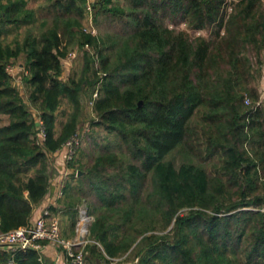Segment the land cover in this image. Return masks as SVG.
Masks as SVG:
<instances>
[{
	"label": "trees",
	"instance_id": "16d2710c",
	"mask_svg": "<svg viewBox=\"0 0 264 264\" xmlns=\"http://www.w3.org/2000/svg\"><path fill=\"white\" fill-rule=\"evenodd\" d=\"M45 1L51 25L19 38L35 11L27 0H0V117L7 118L0 124V232L31 222L53 175L48 155L76 131L91 102L94 123L116 133L134 162L105 151L78 177L88 178L96 200L85 264H109L104 254H126L131 264H264V96L258 101L245 54L249 45L258 54L264 49L261 0H236L229 13L227 0H131L142 10L113 56L81 30L86 0ZM111 1L93 7L122 14ZM166 8L193 28L213 26L209 38L162 26L159 13ZM74 40L94 52L84 53L78 79L63 80L62 58ZM19 57L28 101L43 124L41 143L7 71ZM63 98L71 110L57 133ZM170 154L179 161L167 159ZM77 192L91 195L67 184L61 200L73 234ZM10 257L40 264L34 250L0 251V264Z\"/></svg>",
	"mask_w": 264,
	"mask_h": 264
},
{
	"label": "rangeland",
	"instance_id": "374dc122",
	"mask_svg": "<svg viewBox=\"0 0 264 264\" xmlns=\"http://www.w3.org/2000/svg\"><path fill=\"white\" fill-rule=\"evenodd\" d=\"M5 1V0H3ZM95 2H99V0H94ZM237 2L236 0H227V7H226V13L230 12V7L233 6ZM49 3L45 0H27V7L31 8L35 11V22L27 27H21L20 30H18L17 34L19 38H22L24 34H26L27 30L30 28L32 30L33 34H38L40 30H44L46 27L51 25V18L53 16V11L50 6H48ZM109 6H115L117 8H120L123 10L122 14H111L109 12L102 11L99 6L93 7L90 6V8H87V2H86V8H85V15L81 21V30L85 33H89L93 36H96L98 38V45L103 48V52L105 54H108L110 56H113L114 52L118 51L120 49V46L122 43L127 40L128 36L130 35L131 29L134 26L133 22L134 20L132 17H134L136 14H139L141 12V6H137L136 8L133 7V3L131 0H112ZM259 9L264 11V0H261L258 4ZM160 19L159 23L162 26H165L171 31L175 32H183L188 37L194 38V37H204L209 38L210 32L213 29V26H206L202 29H196L191 26V24L188 21H183L182 17H180V12L174 13L169 8L164 9V12L160 11ZM16 35V33L9 34L5 38V42H9L13 39V37ZM67 38V37H66ZM66 38L63 39V44L66 42ZM86 50L90 53L94 52V49L90 46L81 47L77 40H74L67 46L66 55L69 52H74L75 56L72 59H66V55L62 58V64H63V73L62 78L63 80H69L70 78L78 79L82 68L84 64V53ZM246 57L249 59L251 64V72L254 76L253 82L251 83V86H254L257 90V93L259 95L258 101H260V95L264 91V49H261L259 54L254 49V46H248V49L246 50ZM66 61V62H65ZM23 58L19 57L17 60L13 61L9 65V73L12 76V83L17 87L18 91L20 92V95L22 96L23 100L27 103L33 118L36 121V127H37V137L36 140L38 142H42L43 136L41 134L40 126L38 125V121L40 118L38 117L37 110L32 106L31 103L28 101V91L25 88L24 82L21 79V75L23 73ZM263 62V63H262ZM261 63L260 67V76L257 74L259 65ZM257 71V72H256ZM96 93L93 94V97H95ZM248 101L245 102V105H250L251 100L248 96L245 97ZM264 101V99H263ZM258 103V102H257ZM70 106L69 103L65 98L62 99L60 103V107L56 112V121H55V130L58 133L60 130L61 124L65 121L67 118L68 113L70 112ZM98 115L93 111L92 109V103L84 104L81 115L79 117V121L77 124V128H80L82 125L88 124L89 131L87 132V136L83 137V140L81 141L80 147L77 149V152L73 156V158L70 161H64L62 159V156L60 154L61 148L57 152L58 158L61 159V161L66 165L69 169L68 173H65L63 181L64 185L70 184L71 186H74L76 191H86L88 192L89 196L83 197L78 192L76 193L77 196H73L74 202L76 205V211H77V217H76V223L74 225V234L71 232V219L67 214H56L53 212V217L58 219L59 226H60V235L62 238L66 240H74L77 236V228L79 229L77 225L79 221V212L81 210H85L89 220L87 224L85 225V231L84 228H80L78 231V235L83 237V243L80 245L78 249H75V251L81 250L83 252V255L87 254L85 250L86 244L91 241L88 239L89 235V225L91 221L93 220V214H91V210L94 209V206L96 204H92L95 200L93 191L91 189V185L89 184V180L87 177H84L82 180L78 179V177L85 175V172L93 163V158L97 156L98 154H102L105 151H111V153H114L117 155L118 159L122 161V163L128 164L133 163L134 160L132 159L130 155V150L127 148V145H125L121 138L113 132L108 131L103 125H97L94 122L98 121ZM7 121L6 116L0 117V124H3ZM173 156H175V162L177 163L179 161V156L175 154H170L166 158L171 159ZM49 163L52 164L55 161V155L53 153H50L48 155ZM52 168V167H51ZM81 169V174L77 175L75 172L76 169ZM146 187H149V179L146 182ZM63 200V196L61 197ZM63 202H60L62 205ZM64 208V204H63ZM79 225V224H78ZM165 230L164 232H166ZM83 232V233H82ZM159 233H162L158 231ZM81 233V234H80ZM93 242V241H92ZM97 244V243H96ZM98 245V244H97ZM99 246V245H98ZM100 247V246H99ZM52 250H54L56 255H59V253H63L64 249L61 246H51ZM105 260H109V264H131L129 259L126 257V254L118 257V258H110L106 254H104ZM43 261L45 264H52L51 261L44 256L42 253ZM11 260V257L7 260V262ZM104 260V259H103ZM103 260H100L99 262H94L93 264H100V262H103ZM15 264V263H14Z\"/></svg>",
	"mask_w": 264,
	"mask_h": 264
},
{
	"label": "built area",
	"instance_id": "2783aa9c",
	"mask_svg": "<svg viewBox=\"0 0 264 264\" xmlns=\"http://www.w3.org/2000/svg\"><path fill=\"white\" fill-rule=\"evenodd\" d=\"M86 2L87 8H90L95 1L86 0ZM85 47H87V45H85ZM74 56V52H69L65 58L72 59ZM9 70L10 68L8 65L7 71L9 72ZM260 96H264V91ZM247 101L248 100L245 99V102ZM37 123L40 126V131L44 138L42 121L39 120ZM88 131V124L82 125L63 143L60 154L64 161H70L73 158L77 149L80 147L83 137ZM59 195H61V192H59ZM88 220L89 217L86 211L81 210L79 212V221L76 226H78L79 229L84 228L85 231V225ZM79 229H76L77 236L75 241L62 238L58 219L51 216L49 210L44 208L29 224L6 232H0V251H7L13 254L16 251L34 250L38 253L40 264H45L42 257L43 249L47 246H61L64 251L59 254H61L60 261H62L63 264H85L86 259L83 252L81 250L75 251V249H78L83 243V238L80 239L81 236L78 235ZM7 264H14V262L11 259Z\"/></svg>",
	"mask_w": 264,
	"mask_h": 264
},
{
	"label": "crops",
	"instance_id": "0c3cea01",
	"mask_svg": "<svg viewBox=\"0 0 264 264\" xmlns=\"http://www.w3.org/2000/svg\"><path fill=\"white\" fill-rule=\"evenodd\" d=\"M53 154L55 155V161L51 164L53 175L50 178L48 192L33 211L31 221L35 219L44 208L49 210L51 216L53 215L51 208L56 209V214H62L64 209L63 203L61 205L60 202L62 200L61 197L63 196V190L66 186L64 185L63 178L65 173L69 172V169L66 165H64L61 159L58 158L56 155L57 151ZM59 192H61V195H59ZM42 253L51 261L52 264H63L62 261H60L61 254L56 255L50 246L45 247Z\"/></svg>",
	"mask_w": 264,
	"mask_h": 264
},
{
	"label": "water",
	"instance_id": "95a60500",
	"mask_svg": "<svg viewBox=\"0 0 264 264\" xmlns=\"http://www.w3.org/2000/svg\"><path fill=\"white\" fill-rule=\"evenodd\" d=\"M139 105H140V102H139ZM81 174V172L80 171H78L77 172V175H80ZM83 237H81L80 239H82Z\"/></svg>",
	"mask_w": 264,
	"mask_h": 264
}]
</instances>
